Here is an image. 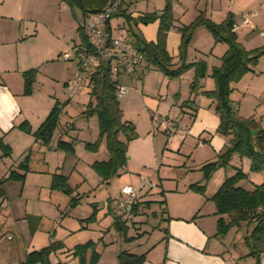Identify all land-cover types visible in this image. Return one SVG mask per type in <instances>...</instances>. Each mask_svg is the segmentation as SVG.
Masks as SVG:
<instances>
[{"label":"rangeland","instance_id":"1","mask_svg":"<svg viewBox=\"0 0 264 264\" xmlns=\"http://www.w3.org/2000/svg\"><path fill=\"white\" fill-rule=\"evenodd\" d=\"M241 1L244 2L246 12L254 9L252 5L259 7L260 10L261 5L264 4L260 0ZM29 2L31 12L28 17L32 20L21 25V35L33 33L35 29L37 34L24 39L23 43L16 45L12 43L16 37L14 31L17 22L15 16L10 13L5 24L0 21V35L4 33L9 35V43L6 47H0V51L8 48L10 50L8 53L12 57L22 55L23 51L26 57L29 53L39 51L43 57H47L49 46L53 50L58 45L66 49L65 41H70L72 44V37L78 42V37L75 35H80L78 29L82 25L85 37L87 35L88 39L94 40L93 43H95V38L86 26L90 18L84 16L81 9L73 7L77 19L80 20L79 24L69 9L62 8L59 0H30ZM146 2L147 0H138L135 6L137 9L143 8ZM8 3L10 0L0 2V8L6 7V13H9ZM123 3L129 5L128 0ZM148 4L151 10L162 9L164 0H148ZM201 10L203 11V8ZM201 10L198 8L197 13L199 14ZM256 15L258 14L251 16ZM189 18L190 13L185 19ZM44 19L49 27L43 29L40 26ZM26 24H28L27 27ZM123 31L127 32L126 29ZM128 39L131 43L136 42L130 35ZM50 53L48 60L42 64V68L45 69L44 74L48 79L46 87H42L40 92L45 94L48 90L55 91V97L62 101L63 112L70 113V122H76L81 129L78 131L81 137L75 142L74 147L77 156H81L83 160L78 161L76 156L68 158L69 163L73 160L71 166L76 161L77 164L81 163L77 166V172L73 171L69 183L74 189V195H80L82 199L79 205L69 209L67 195L48 189L46 176L49 174L47 173L34 172L27 177L25 184L20 180H4L2 183V188L5 190L3 200L0 196V264H22L26 254L34 247L33 245L37 244L40 248L57 240H62L65 245L56 254L64 264H118V254L132 247L131 243L135 239L129 240V238L139 230L148 231V233L154 230L150 234L148 244L156 242L164 234V238L148 253L142 264H216L212 258L213 255L221 258L222 264H227L225 260L229 257H234L235 264H264V250L258 256L248 254L249 247L244 237L251 229L249 225L241 224L238 229L231 226L224 233L218 231L219 215L216 212L215 202L211 199L223 180L237 169H243L246 174V178L240 182V185L247 190L253 189L254 185L264 181V174L250 171L247 157H241L238 153L232 154L228 165L218 168L205 182L202 192L189 188L190 184L201 180L200 168L203 164L219 160V155L226 150V145H228L226 137L216 128L213 136L207 132L200 137L189 134L183 140L179 134H176L173 140L167 141L168 136L164 132V124L160 122L159 116L155 114L156 118L149 119L148 111H145L141 105L138 95L141 87L138 88L137 83L131 81L128 76L119 74V84L127 88L126 92L120 94L123 117L134 125L137 137L128 143L126 165L119 170L118 174L104 181L97 170L92 167L94 162L91 166H86L84 163L87 160L83 155L87 152H94L86 147L85 141L92 142L95 139L98 141L96 159H101L102 151L106 150L104 138L98 140L97 115L85 113L89 101L86 85L78 89L76 95H72L71 86L68 85L67 88L64 85L66 73L74 75L73 79L77 77V61L65 60L60 55ZM22 61L21 58L18 60V62ZM97 65L94 63V66ZM158 74L150 71L144 77L145 105H148L155 113L158 107L160 108L158 112L166 115L170 107L169 103L163 96L155 94L159 88ZM116 75L118 74H115V77ZM183 80L185 79H180L181 86L185 82ZM212 80L214 81L213 78ZM34 82L35 79L33 84ZM33 84L31 92L27 95L32 94ZM231 85L233 89L230 97L234 100L233 107L239 116L253 118L255 124L251 131L252 135L256 136L259 130H264V55L259 57L251 71L243 74ZM36 88L38 91V87ZM162 89L165 90V85ZM90 100L94 102L95 99L91 97ZM177 113L178 108H175L168 114L171 123L172 121L178 123L175 121V119L179 120L176 118ZM186 119L188 120V117ZM94 122H96V130ZM152 133L155 134V139ZM30 166L31 169L37 170L40 163L34 161ZM70 169H66V173L72 170ZM2 171L0 165V172ZM131 174L151 180L155 187L145 188L142 191L147 195V199H150L149 208L140 207L135 219L126 220L114 207L123 197L120 194L122 185L126 183H128L126 185L132 183L137 185L138 179L133 181L130 178ZM2 176L4 175H0V179H5V177L1 178ZM78 178L85 180L79 183ZM94 199L97 202L92 205ZM163 209H165L164 213H162ZM92 210L94 216L85 220L91 215ZM167 213L173 218L171 219ZM82 217L86 218L81 221ZM120 217H122L121 220ZM117 218L125 222L124 227L122 223L120 225L116 223ZM194 221H196L195 224H193ZM163 228L168 231L165 232ZM158 229L161 230L158 231ZM168 232L175 235L168 236ZM76 244H86L80 255L70 253ZM183 246L191 252L183 250ZM202 246L211 253L200 251L198 248ZM217 249L219 251L215 252ZM136 251L142 252V250ZM192 252L198 254L195 255Z\"/></svg>","mask_w":264,"mask_h":264},{"label":"crops","instance_id":"2","mask_svg":"<svg viewBox=\"0 0 264 264\" xmlns=\"http://www.w3.org/2000/svg\"><path fill=\"white\" fill-rule=\"evenodd\" d=\"M29 1L30 0H26V2L25 0H10V3H8L9 8L7 9L9 13H6L7 12L6 7L3 9L0 8L1 23L2 22L4 24L6 23L5 21H6L8 14L11 13L13 16H15L14 18H15V21L17 22V25H16V30L14 32H15L16 37L14 41L12 42V43H15V45L19 43H23L24 39L37 34V30L35 29L33 33H30V34L24 33V35L23 34L21 35V30H22L21 25L23 23H29V21L32 20L30 19V17H28L29 12H31L29 10V7L31 5ZM137 1L138 0H128L129 5H125L124 4L125 2L122 4V9H124L127 14H131L133 18H136L137 16L144 14V13L157 12L159 14L161 11V9H157V10L149 9L150 7L148 4V0L143 8L137 9L135 6ZM170 1L172 4L174 23L166 35V50L169 56L172 58V62L175 63V66L178 64L179 45L181 41V33L179 31V28L182 25H187L191 23L199 14H203L204 16H206L213 22L219 23L226 18L228 13H232L233 20H234L233 29L236 32L238 42L244 48L248 50L264 45V40H262L264 39V35L260 34V31L264 30V4L261 5L262 9L260 10H259V7H254L255 5H252L251 7L254 9H249L246 12L244 9V4H243L244 2L241 0H204V1L202 0V2L201 0H170ZM0 2L4 3L5 0H1ZM260 2L264 3V0H260ZM59 4L62 5L63 9H66V10L69 9L70 13L72 12L75 18L77 19L76 12L74 11L72 7L68 6L62 0H59ZM164 4H165V0H164ZM198 8H200V10L203 8V11L201 10L199 14L197 13ZM189 13H190V18L185 19L186 15ZM91 14H93V12L87 15V17L90 18ZM252 14L254 15L258 14V15L251 16ZM253 17H256V18L253 19ZM245 19L249 20V24H250L249 26H246L244 24ZM83 20H85V18H83ZM77 21L80 24V20L77 19ZM41 24H40L41 25L40 27H42L43 29L44 27L46 28L49 27L45 19L41 21ZM27 25L28 24H26V27ZM81 27L83 29L84 26L82 25ZM129 28H131L133 32L137 33L144 40L154 41L157 36L158 21H154L148 24H142V23L135 24L133 22L127 23L123 16L113 17L109 21V29H110V34H111L110 36L111 37L123 36L126 38V40L129 43H131L128 39V35H130L128 32ZM124 29L127 30L126 33L125 31H123ZM8 36L9 35L5 33L0 35V47H6V44L9 43ZM75 36L78 37V42L75 41L74 37H72L71 39L73 40L72 44L70 43V41L69 42L65 41L66 49H64L65 47H63L62 49L60 45H58L59 48L56 47V49L54 50L50 46L47 47V51L49 53L47 57H43L39 53V51H36L34 53H29L27 54V57L24 55L25 53L24 51L22 52V55H18L17 57L16 56L12 57L8 53L10 52L8 48L2 49L0 51L1 53V57H0V140L3 144L7 145L8 148L10 149L9 155H3L2 149L0 148V165L2 166V170H3L2 172H0V175L2 174L4 175L1 178L6 177L9 174L10 170H16L17 172L23 173V170H20L18 168V165L20 164V162H22L25 159L26 156H28V162H27L28 171L25 172V178L22 181L23 184L27 182V177L29 175H32V173L34 172L47 173L49 174L46 176L48 189L54 192L55 190L50 189L52 175L54 173H61L68 177V184L71 187L69 183L70 176L73 174V171L77 172L78 170L77 166L80 165L81 163L77 164V161H76V163L71 166V164H73V160L69 163L68 157L76 156L78 161L83 160L81 159V156H77V152L74 147L75 142H77L79 140V137H81V133L78 132L81 129L79 128V125L76 124V122H70V117H71L70 113L63 112L62 104H61L62 101H60L59 98L55 97L54 95L56 93L55 91L48 90L47 93L43 94L42 92H40V89L42 90V87H46L48 77H46L44 74L45 69L42 68V64H44V62L48 60L51 54L50 52H52V54H56L57 56L59 55L61 56L63 53L68 52L71 54V58L68 60L77 61L78 71L81 67L85 71L86 74H88L89 70H91V68L87 66L80 65L79 61L77 60V59H80L83 61V59L85 58V55H87L90 51L88 49L87 44L83 41L81 35L76 34ZM88 41L90 43V46L94 45L93 43L94 40L90 41V39H88ZM68 47L69 49H67ZM226 50H227V44L221 41H215L212 34L203 25L197 26L193 30L192 37L187 47L186 60L188 63L202 60V61H205L206 66H207V74L205 77H203L200 80L201 88L197 93H191L190 87H189L190 82L192 81L193 76H194L193 67L188 68L178 78H169L162 71L152 67L151 65H148L145 61L141 60L140 64L135 68V70L131 74L113 72L111 69L112 76L117 79L118 83H120L119 74H123L124 76H128L131 81H134V83H137L138 88L141 87V89L139 88L140 94L137 93L140 97L141 105L145 108V111H148L149 119L156 118L155 114L159 116L160 122L164 124L165 134H167L166 124L164 123L163 120L171 122L168 114H170L173 111V109L178 108V113H177L176 118H179V120L175 119V121L178 122L176 123V126L180 131H177L171 137H168L167 141L173 140L176 134H179L183 140L189 134L194 137H200L205 132H207L208 134H211V136H213L214 135L213 133L216 131V128L218 127L219 118H218V115L214 111L213 100L206 97L204 94L201 93V91L214 89L215 83L212 80V77L210 76L211 70L214 66L220 65L221 57L226 52ZM20 58L21 60H23L22 62H18ZM28 69H36L35 82L33 84V92L30 95H27L24 93V79L22 75V73ZM150 71L159 73L161 75L160 76L158 74V77H160L159 88L157 89V92H155V94L159 96H163L164 99H166V101L169 103L170 107L167 109L168 113H165L166 115H162V113L158 112L160 110V108L158 107L155 113V111H152L148 105H145L146 98L144 95L146 93H144L145 82L143 80H144L145 75ZM115 74H118V75H116L115 77ZM65 76L66 77H65L64 85H66L68 88V85L70 86L71 78L73 79L74 75H72L71 73L70 74L66 73ZM180 79H185L183 80L185 82L182 86L180 84ZM146 80H147V77L145 78V81ZM163 85H165V90L162 89ZM119 86L121 85L119 84ZM36 87H38V91H36L37 90ZM85 89L87 90L86 86H85ZM71 93L72 95L77 94V92L72 91V89H71ZM120 98H121V95H119L118 97L119 105H120ZM55 101H56V104L54 105ZM233 101L234 100L232 99V102ZM56 105L60 106V112L58 114V121H57L58 123L48 143L43 144L40 140L36 139L33 132L38 129V127L45 120L49 112ZM122 112H123V109H122ZM151 112H154V113H151ZM186 117H188V120L186 119ZM124 120H127V119H124ZM24 122L28 124L29 131H26L20 127V125ZM94 123H95V130H96V122ZM95 136L96 134L94 135V137ZM152 137L155 139L154 133H152ZM120 138L123 139L122 134H120ZM60 140L66 141V142H72L73 143V153H67L64 150L59 149L57 144H58V141ZM88 140H91V139H88ZM94 141H96V139L93 140L92 142ZM87 142L89 141H85L84 143L86 144ZM83 157L86 158L87 160L86 162H84L86 166H91L92 162L106 160L108 159L109 156H108L107 149L106 150L104 149L102 151L101 159H96V151L87 152L83 155ZM34 161L40 163V167L37 170L31 169L30 164L31 162H34ZM68 168H71L72 170L70 169L71 171L66 173L67 172L66 169ZM130 178L133 181L136 179H139V177H136V174L135 175L131 174ZM84 180H85L84 178L82 180L81 178H78L79 183H82ZM124 185H122L121 188ZM131 185H134V184L132 183ZM137 185H134V186H137ZM55 192H59V191H55ZM147 198H148L147 195L144 194L143 192H141L138 197L140 201L150 200ZM2 200H3V197H2ZM95 200L96 199H94L92 203L97 202ZM68 201H67V207H68ZM138 212H139V209H138ZM167 215L171 219L173 218L168 213ZM85 218L86 217H82L80 220L82 221ZM135 218L136 216L132 218V220ZM121 219L122 217H120V220ZM195 222L196 221H194L193 224H195ZM241 224H244V223H241ZM241 224L235 227H237L238 229L241 226ZM137 229H139V227H137ZM159 230L161 229H158V231ZM152 232H154V230H152L150 233L144 230L137 231L134 235L136 238L134 242L131 243L132 247L128 249L129 251L128 250L126 251L140 254V252H137L136 250H142L141 253L145 252L146 257H147L148 253L162 240V238H164V234H163L162 236H160V238L156 242L152 244H148V240ZM169 235L172 236L175 234L169 233L168 236ZM177 237L181 238L180 236H177ZM57 241H61L63 244V247H65L64 242L62 240H57ZM47 245H44V246H47ZM33 246L34 247H32L31 251L38 250L44 247L42 246L38 248L39 246L37 244ZM205 248L206 247L202 246L201 248H198V249L206 253H211V251H207L205 250ZM182 249L191 252L185 246H183ZM72 250L70 251V253L72 252ZM218 251L219 249H217L215 252H218ZM57 253L58 252L56 251L54 253H51L50 255L52 264H57L58 262L63 263L61 262V259L57 257L56 255ZM192 253L195 254L194 252ZM184 254H185V251H184ZM197 254L198 253H196L195 255ZM221 256L224 257V255H221ZM202 257H205V256H202ZM212 258L214 259L216 264H222L221 258L216 257L214 255L212 256ZM225 261L227 262V264H235L234 257H229V259H226Z\"/></svg>","mask_w":264,"mask_h":264},{"label":"trees","instance_id":"3","mask_svg":"<svg viewBox=\"0 0 264 264\" xmlns=\"http://www.w3.org/2000/svg\"><path fill=\"white\" fill-rule=\"evenodd\" d=\"M70 7H77L82 10L83 15L102 11L114 0H62ZM124 0L119 1L118 8L113 12L106 22V32L110 36L109 21L116 16H123L127 23L148 24L158 21L157 36L154 41H146L131 28L128 29L129 34L136 40L132 45L138 51L141 60L148 65L162 71L169 78L180 77L188 68H194V76L190 82L191 93H197L200 88V80L207 74V66L205 61L199 60L188 63L186 60L187 47L192 37L193 30L203 25L214 37L215 41H221L227 44V50L221 57L219 66H214L210 76L215 81V87L212 90L201 91L206 97L214 102V111L218 115L219 124L217 131L223 134L227 139L226 150L219 155V160L207 162L200 168L202 177L199 182L189 185V188L202 192L205 182L218 168L228 165L229 160L234 153H238L241 157L249 159V169L251 172H261L264 174V130H259L257 135H252V127L254 126L253 118H244L239 116L232 106L230 93L232 92L231 83L237 81L243 74L251 71L257 63L259 57L264 55V45L254 49L244 48L237 40L236 32L233 29L234 20L232 13H228L226 18L215 23L203 14H199L191 23L182 25L179 28L181 33V41L179 45L178 64L172 62L166 50V35L173 26L174 18L172 12V4L170 0H165V4L160 13L151 12L144 13L136 18L131 14H127L122 9ZM79 33L83 41L87 44L89 51H93L87 36L85 37L83 29L79 27ZM24 79V93L31 92L32 84L35 79L36 69H28L22 73ZM86 88L89 94V101L85 113L88 115L95 113L98 118L99 139L105 140L106 149L108 151V159L95 161L92 167L97 170L102 179L109 180L119 173L127 162L128 143L137 137L134 125L123 119V112L119 105V83L112 76L109 63L99 62L95 70H91L87 75ZM95 100L92 102L90 99ZM60 107L54 106L49 112L45 120L41 123L37 130L33 132L36 139L43 144H47L50 140L54 129L57 126L58 114ZM20 127L29 131L26 122ZM120 134L124 138H120ZM98 141L87 142L86 147L92 151H96ZM59 149L67 153H73V143L66 141H58ZM0 148L3 155H9L10 149L0 140ZM28 156L20 162L18 168L23 173L16 170H10L5 179H0V196L4 197L2 183L4 180L13 179L23 181L25 172L28 171ZM246 178L242 169H237L232 175L227 176L218 189L214 192L211 199L215 202L216 212L218 213L217 229L220 233H224L231 226H239L246 223L251 229L245 235L246 245L249 247V255H260L264 250V181L254 185L253 189L247 190L240 185V182ZM50 189L64 193L69 197L68 207L73 209L76 207L82 196L74 195V189L68 184V177L61 173H54L50 184ZM163 202V201H160ZM93 203L92 205H95ZM150 200L135 202L133 207V218L138 214L140 207L149 208ZM165 212L163 209L162 213ZM94 216L92 210L91 215ZM116 223L122 227L125 226L124 221L116 219ZM165 232L167 229L163 228ZM166 237V236H165ZM133 236L129 240H133ZM83 245H76L72 250L73 255L82 254ZM63 244L61 241L50 242L41 249L30 251L26 254L22 264H52L50 255L61 249ZM146 259V253H132L121 251L118 254V264H142ZM63 264V263H57Z\"/></svg>","mask_w":264,"mask_h":264},{"label":"built area","instance_id":"4","mask_svg":"<svg viewBox=\"0 0 264 264\" xmlns=\"http://www.w3.org/2000/svg\"><path fill=\"white\" fill-rule=\"evenodd\" d=\"M119 1L120 0H114L102 11L91 14L90 20L86 23V26L95 38V43L93 45L94 50L85 55L83 61L77 59L80 65L87 66L91 68V70H95L98 65L94 66V63L99 64V62L102 61L104 64L109 63L113 72L131 74L140 64L141 58L138 51L126 40L125 37H111L108 36L106 32V22L109 16L117 10ZM244 24L249 26V20L245 19ZM260 34L264 35V30L260 31ZM61 57L68 60L71 58V54L65 52L61 55ZM91 70H89V72ZM84 72L85 71L81 67L78 71L77 77L71 80L70 86L72 91L77 92L78 89L85 86L88 74L84 76ZM125 91V87L119 86V95ZM163 121L166 124V133L168 137H171L175 132L180 131L175 122L171 123L166 120ZM154 187L155 184L152 183L151 180L144 177H139L137 186L124 185L120 189V194L123 197L117 201L114 209L122 214V217L126 220H131L133 218V207L135 202L138 200L140 193L145 188L151 189Z\"/></svg>","mask_w":264,"mask_h":264}]
</instances>
